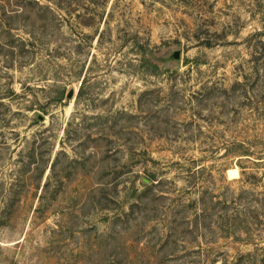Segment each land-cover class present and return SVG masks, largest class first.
<instances>
[{
    "label": "rangeland",
    "instance_id": "1",
    "mask_svg": "<svg viewBox=\"0 0 264 264\" xmlns=\"http://www.w3.org/2000/svg\"><path fill=\"white\" fill-rule=\"evenodd\" d=\"M0 264H264V0H0Z\"/></svg>",
    "mask_w": 264,
    "mask_h": 264
},
{
    "label": "water",
    "instance_id": "2",
    "mask_svg": "<svg viewBox=\"0 0 264 264\" xmlns=\"http://www.w3.org/2000/svg\"><path fill=\"white\" fill-rule=\"evenodd\" d=\"M179 56H180V52L179 51L174 53V58H179ZM72 94H73V91L70 92L69 97H71Z\"/></svg>",
    "mask_w": 264,
    "mask_h": 264
},
{
    "label": "trees",
    "instance_id": "3",
    "mask_svg": "<svg viewBox=\"0 0 264 264\" xmlns=\"http://www.w3.org/2000/svg\"><path fill=\"white\" fill-rule=\"evenodd\" d=\"M203 207H204V205H203ZM206 209H208V208H206V205H205V208H203V210H206ZM228 236H230V235H224L223 238L228 237ZM239 239L241 240V238H239Z\"/></svg>",
    "mask_w": 264,
    "mask_h": 264
}]
</instances>
